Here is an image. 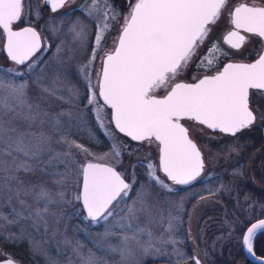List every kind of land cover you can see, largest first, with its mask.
I'll return each instance as SVG.
<instances>
[{
	"label": "rangeland",
	"instance_id": "1",
	"mask_svg": "<svg viewBox=\"0 0 264 264\" xmlns=\"http://www.w3.org/2000/svg\"><path fill=\"white\" fill-rule=\"evenodd\" d=\"M114 1H110L111 9L118 16L110 20L111 30L99 45L94 22L102 17L97 13L88 18L89 22L78 17L67 25L63 23L61 29L55 26V43L44 45L39 54L22 66L7 57L0 33V72H22L23 75L13 73L5 79L26 84L19 103L8 97L7 91H0V97L12 104L5 120L25 134L34 151L39 150L36 161H29L30 171L16 170L10 163L12 157H3L8 163L0 165V237L27 251L26 264H83L89 253L94 254L97 264H195V255L204 264H222L215 262L217 256L225 264H243L236 253L242 251L244 231L253 220L264 217V172L257 177L254 165L255 160L264 156V147L247 153L243 147L238 148L241 144L237 139L220 137L200 124L184 120L189 136L202 152L204 166L190 184L176 185L160 171L158 142L133 141L118 132L112 123L111 109L98 94L100 60L115 47L129 12V0L121 10ZM242 2L264 5V0H228L219 19L209 26L212 30L197 56L160 90L212 74L227 60L251 61L260 54L263 42L258 36L247 34L240 49L223 41L231 27L229 11ZM76 24L83 26V38H76L71 31ZM213 42L227 55L213 53L210 65L197 67L199 56ZM33 61L35 67L28 71L26 66ZM93 93L95 103H89ZM255 110L262 115L260 108L255 106ZM113 146L119 156L114 154ZM238 158L243 161L242 170L234 168ZM86 162L109 164L131 185L126 204H121L107 222L87 218L80 200L74 199L80 192L81 165ZM148 164L155 166V174L172 191L151 179ZM41 190H47L52 203L41 199ZM60 192L65 195L61 197ZM134 201L136 208L143 211H138L139 219L132 222L133 229L143 231L136 233L139 242L130 239L125 249L123 233L131 237L133 231L117 226L111 229V235L105 236V232L126 215V207ZM45 207L47 212L42 211ZM37 210H41L44 221L37 219ZM7 257L25 263L0 247V259Z\"/></svg>",
	"mask_w": 264,
	"mask_h": 264
},
{
	"label": "snow or ice",
	"instance_id": "2",
	"mask_svg": "<svg viewBox=\"0 0 264 264\" xmlns=\"http://www.w3.org/2000/svg\"><path fill=\"white\" fill-rule=\"evenodd\" d=\"M43 2L55 12L64 6L66 0ZM227 2L228 0H129V12L117 37V46L112 52L104 53L99 95L113 110L116 128L133 140L159 142L160 166L174 184H190L201 174L204 166L200 150L189 138L188 129L179 121L187 118L209 129L235 135L255 119L248 106L249 89H264V55H261L254 63H229L223 71L204 76L194 84L177 82L163 97L151 94L167 80H174L188 67L211 32L209 26L216 23ZM94 13L104 18L103 26L96 36V44L99 45L102 34L111 26L108 23L109 17L116 20L118 13L111 9L108 0H90L88 15L92 16ZM24 15H31L30 6L25 11V0H0V29L7 37V54L17 65H24L41 47L39 34L33 28L14 29L13 25L19 23ZM229 16L234 29L227 33L224 41L230 47L239 48L246 40L240 34V29L264 38V7L240 4L229 11ZM77 27L80 28L79 31ZM71 31L76 38L84 36L82 25H73ZM213 53L227 55L218 43L213 42L199 56L196 66L210 65V55ZM218 58L219 55L216 56ZM35 64L36 61L28 64L27 70L32 71ZM13 73L23 75L14 69L0 72V91H7L8 97L19 103L26 84L5 79ZM89 103H95V93ZM10 111L12 104L5 97H0V165L8 163L3 157L9 156L12 157L10 163L15 165L16 170L30 171L29 161H36L39 150L34 151L25 134L11 126L10 120H5ZM76 147L87 151L80 145ZM113 148L114 154L119 156V151L115 150V146ZM147 167L153 181L168 191L173 190L155 174L154 165L148 164ZM81 175L82 191L74 199L82 201L87 216L93 222H107L121 204H126L131 185L114 168L91 162L81 165ZM59 195L62 197L65 193L60 192ZM40 197L48 199L49 203L53 202L47 190H41ZM140 200L143 203L142 196ZM42 211L47 212V207ZM138 211L143 209L138 210L134 201L126 207V215L109 226L105 236L111 235V229L117 226L133 231L134 235L131 237L123 233L122 243L127 249L129 240L136 241V233L143 231L133 229L132 222L139 219ZM36 217L38 220H45L41 210H37ZM168 228L171 230V222ZM258 229L264 231V220L247 228V235L243 237L249 252H252V239ZM144 251L147 253L148 249L145 248ZM2 264L15 262L8 258ZM83 264H97V259L94 254L89 253ZM195 264H199V261L195 260Z\"/></svg>",
	"mask_w": 264,
	"mask_h": 264
},
{
	"label": "flooded vegetation",
	"instance_id": "3",
	"mask_svg": "<svg viewBox=\"0 0 264 264\" xmlns=\"http://www.w3.org/2000/svg\"><path fill=\"white\" fill-rule=\"evenodd\" d=\"M110 1H112V0H108V3L110 5V7H111L112 5H111ZM89 3H90V0H66L64 6L62 8H59L55 12H53V11H51L50 6L49 5H46L43 2V0H25V11L27 12L28 7L30 6L31 7V15H24V16H22L20 22L14 24L13 27H14V29H22V28H25V27H31V28H33L39 34L40 44H41L40 49L25 64H27L37 54H39V52L42 50V48H43L44 45H51V44L55 43V41L57 40V36L54 35V31H56V30L53 31V28L55 26H59L60 29H61L62 26H63V23L67 25L68 23H71V21L73 22L74 20H76L78 17H82L85 20H87V22H89V19L88 18L89 17L92 18V16H89L88 15V8H89L88 6H89ZM113 3H116L115 4L116 7L119 6L118 8L121 10L122 8L123 9L126 8L127 3H128V0H115ZM242 3H246V4L251 5V6H263L264 7V5L256 4V3H248V2H242ZM242 3H239V4H242ZM239 4H237L236 6H238ZM101 7H103V5ZM110 20H111V18L108 20V23L109 24H110ZM92 21H93V19H92ZM103 23H104V18L103 17L101 18V21H99L97 23L94 22V24H97V27L95 28V30H98L99 31L100 28L103 26ZM233 27L234 26L231 23V27H230V29L228 31H230L231 29H233ZM108 30H111V28H109ZM108 30L105 31L102 34V39L103 40L105 39V37H106V35L108 33ZM240 30L243 31V33L245 34V37H246L247 34H251V33L244 32L243 29H240ZM0 33L3 36L4 46H5L6 39H7L6 34L3 32L2 29H0ZM56 33L59 34V36H60V32L57 31ZM251 35H253V34H251ZM53 36H55V38H53ZM254 36H256V35H254ZM116 44H117V41H116ZM112 50L106 51V52H111ZM103 58H104V55L102 56V58L100 60V62H101V69H102V61H103ZM227 61H234V60H227ZM12 62H14V61H12ZM225 63H223L222 66ZM217 71H215V72H217ZM215 72H213V73H215ZM100 75H101V72H100ZM193 81H195V80L186 81V82H193ZM165 83H163L160 88L154 90L151 94L154 95V96H158V97L159 96H163L175 84V83L172 84V86L167 91L160 90L165 85ZM262 96H264V90L263 89H254L253 88V89H250L249 90L248 106H249V110L253 113L255 119L252 122V124L249 125L248 127L242 128L235 135H232V134H229V133H224V132H221L219 130H212V129H210V130H212L214 133H217L218 135H220V137H223V136L226 135L228 137H232L233 139L234 138L237 139L238 141H240V144H241L240 146H238V148L243 147L244 150L247 153H250V152H252L253 149L259 148L261 146L264 147V98ZM255 106H257L258 108H260V111L262 112L261 113L262 115H259L256 112ZM184 120H186V121H193V122L199 124L198 122H196L194 120L187 119V118L182 119V122ZM202 126H204V127L207 128V126H205V125H202ZM207 129H209V128H207ZM259 131H261L262 133H260ZM188 135H189V132H188ZM256 135L262 136V138H260L261 142L258 145H255L253 143V140H252V138L255 137ZM237 162L238 163H236V167H234V168H237L239 170H242L241 163H243V161L241 160V158H238ZM254 165H255L256 170H258V172L256 173V176L257 177H261V175H260L261 172H264V156H262L259 159L255 160L254 161ZM159 168H160V166H159ZM170 182H172V181H170ZM81 183H82V181H81ZM176 185H178V184H176ZM248 190L251 191L250 187L248 188ZM84 213H85V216L87 217V213L85 212V210H84ZM262 218H264V217H262ZM262 218H259V219H262ZM255 220H258V219H255ZM255 220H253V221H255ZM250 224L251 223H249L247 225V227ZM260 232H262V231H260ZM244 233H245V231H244ZM259 233H257V234H259ZM243 236H244V234H243ZM256 236L257 235H255V237ZM255 237H254V239H255ZM253 249H254V241H253ZM242 252H243V238H242ZM254 252H255V250H254ZM243 254H244V257L245 258L242 259V260H244L242 263L243 264H246V262L249 261V260L246 257V255H245L244 252H243ZM259 256H264V251ZM237 257H239V256H237ZM16 262L19 263L18 261H16ZM19 264H21V263H19ZM254 264H256V263H254Z\"/></svg>",
	"mask_w": 264,
	"mask_h": 264
},
{
	"label": "water",
	"instance_id": "4",
	"mask_svg": "<svg viewBox=\"0 0 264 264\" xmlns=\"http://www.w3.org/2000/svg\"><path fill=\"white\" fill-rule=\"evenodd\" d=\"M242 4H246V3H242ZM240 5V4H239ZM238 5V6H239ZM248 5V4H247ZM249 6H251V5H249ZM237 7V6H236ZM255 7H263V6H255ZM59 9V8H58ZM233 29H234V27H233ZM233 29H231V30H233ZM230 30V31H231ZM240 31V34L242 35V36H245V34L243 33V31H241V30H239ZM229 32V31H228ZM228 32H226L224 35H223V41H224V37L227 35V33ZM261 38V37H260ZM262 39V41H263V48H262V50H261V52H260V54L255 58V59H253V60H251V61H227L217 72H220V71H223V68L227 65V64H229V63H232V64H250V63H254V62H256V60H257V58L259 57V56H261V55H264V38H261ZM224 43H225V41H224ZM226 44V43H225ZM244 44V43H243ZM243 44H242V46H243ZM228 45V44H227ZM116 46H117V44H116ZM115 46V47H116ZM229 46V45H228ZM241 46V47H242ZM241 47H239V48H233V49H240ZM115 49V48H114ZM113 49V50H114ZM4 50H5V53H6V55H7V57L9 58V60H11L10 59V57L8 56V54H7V39H6V44H5V46H4ZM112 50V51H113ZM111 51V52H112ZM103 59H105V57L103 58ZM12 61V60H11ZM27 62V61H26ZM25 62V63H26ZM102 68H103V63H102ZM217 72H215V73H213V74H206V75H203L202 77H200V78H198L197 80H195V81H193V82H186V81H179L180 83H186V84H194V83H196V82H198V80L199 79H201V78H203L204 76H211V75H214V74H216ZM101 81H102V69H101V75H100V78H99V88H98V94L100 93V84H101ZM177 83V82H176ZM175 85V84H174ZM174 85L172 86V87H174ZM250 90V89H249ZM264 90V89H263ZM164 96V95H163ZM163 96H159V97H163ZM99 97H100V99H101V101L104 103V101H103V98L99 95ZM156 97H158V96H156ZM105 104V103H104ZM106 105V104H105ZM107 107H109L110 108V106H108V105H106ZM111 109V108H110ZM111 119H112V123H113V125H114V127H115V129L118 131V132H120L119 131V129L118 128H116V126H115V121H114V119H113V110L111 109ZM179 123L180 124H182L184 127H186V125L182 122V119L179 121ZM187 128V127H186ZM213 130V129H212ZM218 130V129H217ZM121 134H123V135H125V136H127V137H129L131 140H133L130 136H128V135H126L125 133H123V132H120ZM190 138V137H189ZM191 139V138H190ZM144 140V139H143ZM195 144H196V146H197V148L200 150V148H199V146L197 145V143L193 140V139H191ZM133 141H142V140H133ZM159 143V142H158ZM200 153H201V157H202V152H201V150H200ZM160 156H161V153H160V145H159V166H160ZM202 160H203V158H202ZM91 163H93V164H100V165H103V166H108V167H112V166H110L109 164H107V163H96V162H91ZM203 164H204V161H203ZM112 168H114V167H112ZM114 170L116 171V172H118L119 173V171L116 169V168H114ZM160 170H161V172L166 176V174L162 171V168H161V166H160ZM123 178V177H122ZM126 182H127V180L125 179V178H123ZM168 179V178H167ZM169 180V179H168ZM171 181V180H170ZM128 183V182H127ZM180 185V184H179ZM80 191H82V183H81V187H80ZM115 202V201H114ZM113 202V203H114ZM80 203H81V205H82V207H83V204H82V201H80ZM83 209H84V207H83ZM85 210V212L87 213V211H86V209H84ZM88 217V216H87ZM89 219H91L90 217H88ZM261 220H264V218H262V219H258V220H255V221H253L247 228H249V227H251L252 226V224H256V223H259ZM260 231H262V230H257L256 231V233H255V235H257V233H259ZM247 235V229L245 230V233H244V236H246ZM255 235L253 236V239H252V252H249L248 251V248H247V245H245L244 244V242H243V252L245 253V255H246V257L248 258V260L249 261H251V262H253V263H256V264H264V256H259V255H257L255 252H254V249H253V241H254V237H255ZM243 236V237H244ZM8 258H10V257H8ZM8 258H4V259H0V264H2V262L4 261V260H6V259H8ZM194 260H198L199 261V264H204L202 261H201V259L197 256V255H195L194 257ZM14 262H15V264H19V263H17L13 258H11ZM155 264H170V263H165V262H160V263H155Z\"/></svg>",
	"mask_w": 264,
	"mask_h": 264
},
{
	"label": "trees",
	"instance_id": "5",
	"mask_svg": "<svg viewBox=\"0 0 264 264\" xmlns=\"http://www.w3.org/2000/svg\"><path fill=\"white\" fill-rule=\"evenodd\" d=\"M259 132L262 133L261 131H259ZM260 138H262V136H260V135H256L255 137H253L252 138L253 143L255 145L260 144V142H261ZM0 247L2 248V250L5 253L14 255L15 257H18V258L20 257L19 259L22 261V263L25 262L24 264H26V258H25L26 254L25 253H27V251H22L21 249H19L18 243L13 244V243L6 241V239L4 237H0ZM263 249H264V231L257 234V236L254 239V250H255L256 254L261 255L263 252ZM236 254H237L236 256H239L242 259L245 258L244 254L241 250L238 251ZM217 261L222 262V264H225V262H223L219 258V256H217L215 262H217ZM227 264H230V263H227ZM246 264H254V263L247 261Z\"/></svg>",
	"mask_w": 264,
	"mask_h": 264
}]
</instances>
